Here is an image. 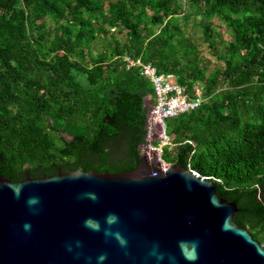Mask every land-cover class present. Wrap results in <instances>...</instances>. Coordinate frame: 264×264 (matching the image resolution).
<instances>
[{"label":"trees","instance_id":"1","mask_svg":"<svg viewBox=\"0 0 264 264\" xmlns=\"http://www.w3.org/2000/svg\"><path fill=\"white\" fill-rule=\"evenodd\" d=\"M126 56L201 99L166 119L161 159L263 243L264 0H0V177L132 171L156 100Z\"/></svg>","mask_w":264,"mask_h":264},{"label":"water","instance_id":"2","mask_svg":"<svg viewBox=\"0 0 264 264\" xmlns=\"http://www.w3.org/2000/svg\"><path fill=\"white\" fill-rule=\"evenodd\" d=\"M159 134L150 108L130 172L0 177V264H264L234 202L188 169L160 168L148 147Z\"/></svg>","mask_w":264,"mask_h":264},{"label":"built area","instance_id":"3","mask_svg":"<svg viewBox=\"0 0 264 264\" xmlns=\"http://www.w3.org/2000/svg\"><path fill=\"white\" fill-rule=\"evenodd\" d=\"M125 61L128 67L140 68V74L148 79L153 86L156 101L151 106L152 120L160 125V134L150 140L148 147L154 150L155 159L160 164V168L165 169L169 164L161 159V153L162 149L170 142L165 128L166 119L195 110L202 101L199 97L189 98L184 87L170 82L168 77L158 73L151 63H142L140 59L131 57H126ZM195 94H198L197 89H195ZM154 141H157L158 144L153 145ZM196 176L198 177V175Z\"/></svg>","mask_w":264,"mask_h":264},{"label":"rangeland","instance_id":"4","mask_svg":"<svg viewBox=\"0 0 264 264\" xmlns=\"http://www.w3.org/2000/svg\"><path fill=\"white\" fill-rule=\"evenodd\" d=\"M170 82H173L174 80L173 79H169Z\"/></svg>","mask_w":264,"mask_h":264},{"label":"clouds","instance_id":"5","mask_svg":"<svg viewBox=\"0 0 264 264\" xmlns=\"http://www.w3.org/2000/svg\"><path fill=\"white\" fill-rule=\"evenodd\" d=\"M126 57H130V56H126ZM126 57H125V58H126ZM125 58H124V60H125ZM126 64H127V63H126ZM169 165H170V164H169Z\"/></svg>","mask_w":264,"mask_h":264}]
</instances>
